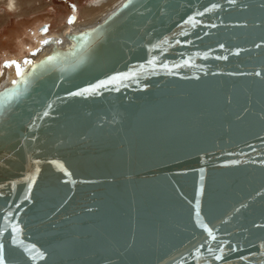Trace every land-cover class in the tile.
Instances as JSON below:
<instances>
[{
    "label": "water",
    "instance_id": "95a60500",
    "mask_svg": "<svg viewBox=\"0 0 264 264\" xmlns=\"http://www.w3.org/2000/svg\"><path fill=\"white\" fill-rule=\"evenodd\" d=\"M67 36L0 88L2 264H264V0Z\"/></svg>",
    "mask_w": 264,
    "mask_h": 264
},
{
    "label": "rangeland",
    "instance_id": "374dc122",
    "mask_svg": "<svg viewBox=\"0 0 264 264\" xmlns=\"http://www.w3.org/2000/svg\"><path fill=\"white\" fill-rule=\"evenodd\" d=\"M16 1V13L8 14L6 7L0 5V66L6 69L5 76L10 69H17V65L20 69L29 61L32 54L29 49H34L40 36L63 30L70 17L80 18L81 9L91 0H35L31 7ZM45 27L47 31H43ZM6 63L9 66L5 67Z\"/></svg>",
    "mask_w": 264,
    "mask_h": 264
},
{
    "label": "bare ground",
    "instance_id": "6f19581e",
    "mask_svg": "<svg viewBox=\"0 0 264 264\" xmlns=\"http://www.w3.org/2000/svg\"><path fill=\"white\" fill-rule=\"evenodd\" d=\"M25 5L31 7L35 0H21ZM122 0H91L84 6L80 11V18L77 16L72 23L66 22L64 29L60 32L50 33L40 36L36 40V45L34 49L31 50V55L29 61L35 60L47 51L51 49L53 45L55 46H66L70 44L71 39L67 36V33H75L78 30L94 24L96 21L104 17L110 10H112L117 4ZM0 5H4L5 12L16 13L17 1L16 0H0ZM98 6V7H97ZM21 8V7H20ZM19 11V10H18ZM19 15V12L17 13ZM16 14V15H17ZM53 31V30H52ZM55 31V30H54ZM59 31V30H58ZM48 38V40H46ZM47 43H44V41ZM5 71L3 67L0 66V88L2 86L8 85L16 77L17 69L12 68L9 70L8 74L5 76Z\"/></svg>",
    "mask_w": 264,
    "mask_h": 264
},
{
    "label": "snow or ice",
    "instance_id": "6c2138e0",
    "mask_svg": "<svg viewBox=\"0 0 264 264\" xmlns=\"http://www.w3.org/2000/svg\"><path fill=\"white\" fill-rule=\"evenodd\" d=\"M230 2H233V0H230ZM72 7H73V11H75V6L73 5ZM198 15H199V13H198ZM191 19H192V17H189V20H191ZM73 20H74V17H70L69 20H68V22H69V23H72ZM185 23H188V21H185ZM43 31H47V27H45V28L43 29ZM181 34H183V33H181ZM44 43H47V41H44ZM25 63H31V61H25ZM7 66H9L8 63L5 64V67H7ZM16 67H17V75H20L19 65H17ZM257 75H259V73H257ZM118 78H119V77H116V76L110 77L109 80H107V81H101V82H100L99 84H97V85H93V86H91L90 88H84V89L80 90L79 92L71 93V95H83V94H85V93L94 92V91L96 90V88H98V87H102V86H104L106 83H110V82H112L113 80H116V79H118ZM14 83H15V81H14ZM45 115H47V112H45ZM9 215H11V213H9ZM234 250H235V249H233V251H234ZM215 258H216V259H221L220 256H217V257H215ZM0 264H2V261H0Z\"/></svg>",
    "mask_w": 264,
    "mask_h": 264
}]
</instances>
